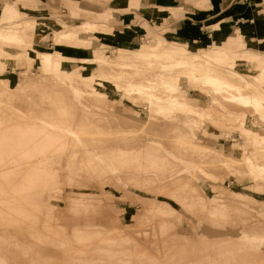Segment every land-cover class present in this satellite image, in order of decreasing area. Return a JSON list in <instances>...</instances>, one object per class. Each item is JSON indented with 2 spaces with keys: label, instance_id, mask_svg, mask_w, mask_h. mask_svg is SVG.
Returning <instances> with one entry per match:
<instances>
[{
  "label": "rangeland",
  "instance_id": "obj_1",
  "mask_svg": "<svg viewBox=\"0 0 264 264\" xmlns=\"http://www.w3.org/2000/svg\"><path fill=\"white\" fill-rule=\"evenodd\" d=\"M68 1L0 0V25L6 21H21V24L15 25V27L18 29L22 27L24 35L26 33L27 38L32 45L34 44L35 48L40 51H54L57 45L56 31L84 29L81 26H76L88 18L84 11L73 12L72 14ZM79 1L82 9L101 13L106 11L108 2L111 0ZM154 1L162 4L172 3L176 0ZM196 1L177 0L173 11L162 10L158 14V7L156 8L152 3L144 5L143 0H137L131 5L133 8L114 12L113 17L108 21L109 25L114 26L123 21V16L128 13L133 17V27L145 34L143 43L131 48H142L146 55L140 58L133 57V64L121 63L117 58V53L121 48H130L127 44H121L118 48L101 45L106 41L104 36L111 37L114 33L113 30L111 36L94 31L83 34L85 40L83 38L65 40L62 43V52L76 56L64 58V68L67 70L74 69L84 76L98 77L99 66L105 61L116 60L117 58L114 63H108L112 69H117H115L116 72L113 75H103L100 78L101 85H95L105 93L106 99L105 97L101 98L94 87L88 89V86H83V84H80L84 88L81 96L76 95L75 89H68L58 95H48V93L42 95V89L51 91L54 89L50 85H43L44 83L40 84L41 87L45 86L43 88L37 86L21 95H13L6 91L3 82H0V134L7 132L6 135H8L11 132L20 131L22 133L26 130L22 134L24 136L27 134L33 140V143L23 144V146L19 143L22 148H28L24 150L19 149L21 146L18 143L12 144L14 145L12 147L8 144L5 136H0V190L2 188H5L2 189L3 191L6 190L5 193L0 191V206L5 209L11 203V207L8 208L9 213L0 208V264H181L182 262H184L183 264H264V262L260 263L262 261L261 254L264 250V238L262 234L257 236L259 234L255 233L257 232L256 227L260 230L264 229V221L255 227L251 226L253 232L246 233L248 237L243 240L241 246L234 242L222 245V242L207 241L200 236V233H206L205 228L213 237L237 236L245 227L259 220H264V187L260 186L261 189L256 188V191L255 184H251L252 174L248 166L251 163L247 162L246 167L243 168L242 166L240 169L229 167V171H227L221 162L222 153L212 149L232 151L235 143L245 141V146L242 149H245L246 152L243 154L242 160L248 161L247 158L251 156L254 167H256L260 162H264V147L256 148L257 151L252 152V139L249 140L247 133L242 128L241 130L226 131L207 122L200 123L187 119L185 121L184 115V117L179 118L178 115H175L176 113H155L152 110L154 105L151 106L152 104L145 95L128 94L126 91L118 89L119 85L124 88L129 82H141L140 79L142 78V81H145L148 77L157 84L156 81L159 77L156 73L161 70L159 65L169 61V59L166 60L168 57L163 54H152L150 52L151 43L145 46V41L151 39H148V29L145 23L147 22L152 29H157V25H161L158 31L166 35L169 28L161 19L171 17L169 19L171 21L192 15L194 6L198 4ZM5 4L11 6L10 9L15 12L16 16L5 19L1 10ZM4 13L5 15L8 14L7 11ZM144 13L157 15L159 21L149 23L145 19ZM261 17L264 19V15ZM63 22L67 24L65 28ZM84 26L86 28L88 25ZM95 28L93 27V29ZM37 35L39 38L33 41ZM53 36L54 41H56L54 47ZM88 38L91 40L90 49L108 52L110 57L103 59L94 51L88 52ZM258 40H261L264 46V35ZM258 40L250 41V46L254 47L253 51L248 49L241 56L232 50L212 49L214 50V57H212V61H207L205 64L235 83L239 82L237 79L244 80L245 83L242 85L247 92L254 88L264 96V81H257V83L253 77L259 73L258 64H264V48L257 46ZM214 44L216 43L203 46H190L188 44V46L192 51H199ZM26 50L24 46L18 44L0 42V78H8L12 82V87L25 83L24 77L26 75L34 77L43 72L51 76L49 71L44 70L39 60L36 59L29 65L26 60L16 55L17 52L25 53ZM230 52H233V55H229ZM85 56L88 57V61L84 62L81 57ZM176 56L182 60L188 56V53L180 48ZM195 56L201 60L203 58L202 54ZM165 57L167 58L165 59ZM142 60L144 64L139 65L140 62L143 63ZM136 66L137 68H135ZM218 66L219 68L220 66L227 67L229 71H220ZM156 68L158 70H155ZM233 72H236V80L232 78ZM247 79H249L250 84L246 82ZM108 81L110 83H107ZM193 82L201 85L202 88L201 94L197 91L191 93L193 94L190 95L193 98L191 102L198 104L197 106L208 105L213 97L207 96L203 91L204 84L201 83L202 81L193 77L187 81L184 80L183 86L176 85L180 88L175 92L176 96L186 99V91L189 84ZM75 84L79 83L76 82ZM70 86L72 87V84ZM163 93L166 92L163 91ZM168 94L171 95L172 93ZM215 98L219 102V110L234 115H240L245 111L249 116L251 115L250 121L257 124L260 131L264 132V118L260 113L255 111L256 114H254L251 107L244 108L236 103L226 102L221 95H215ZM213 102L215 101L213 100ZM84 110L88 111L90 115H86ZM164 115L166 116L164 117ZM167 115L170 119L166 118ZM87 116L89 121L86 119ZM80 117L83 118V123L86 125L83 128L76 125L79 119L82 123ZM126 120L133 123L130 124L131 122ZM51 122L60 127L55 130L50 139L47 138L46 141L41 142L40 139L44 137L42 132L45 127L49 130L48 124ZM103 122L105 124H101ZM145 122H149V124L141 125ZM105 125L108 126L109 130L104 129ZM103 126L105 127L103 128ZM61 127L77 129L79 136L66 135L62 132ZM195 131L198 133L196 134ZM189 136L194 137V141ZM11 137L17 138L18 136L11 135ZM189 140H192L190 145ZM7 144L10 146L8 147ZM195 144L201 145L205 150L196 145L197 149ZM16 145L20 147L18 148ZM153 153H156V157ZM217 158L220 160L218 163ZM255 163L258 164L255 166ZM211 175L223 177L213 182V179L210 180ZM181 176H186L188 179L184 177V180L187 181L184 182L182 178H179ZM28 177H31V180L26 183ZM237 179L241 181L239 187L246 193L244 195L246 198L242 196L235 199L231 195L237 184ZM133 180L134 182H132ZM145 181L147 182L145 183ZM213 183L223 187L215 188L212 186ZM183 184L186 187H183ZM195 184L200 188L203 187L205 194L207 193V204L213 205L220 201L233 203L232 208H230L232 211H229L230 221L226 222V216L220 218V215H214L215 218L208 215L206 210L205 212L203 210L204 214L202 215V209L198 204L194 206V203H190L198 195L197 191L192 193V189H194L192 187H195ZM194 193L196 194L194 195ZM10 194L14 199L10 198L9 201ZM247 196L249 198L250 196L254 197L256 202H253V199L248 200ZM1 197L4 201L1 200ZM192 198L194 199L192 200ZM13 200L16 202L14 206L17 207V211L13 207ZM44 201L46 205L43 204ZM41 202L46 206L48 212ZM165 202L173 206L179 213L176 215L162 214L160 212L161 203L165 205ZM38 205H42V209ZM237 207L242 210L240 211ZM10 208L12 211L15 210L16 216H14L15 213H13L14 215L10 214L12 213ZM17 212L22 214L18 215ZM3 213L4 215H2ZM17 215L20 217L16 218ZM5 218H8V221ZM17 219H19L18 222ZM139 220L141 222L136 224ZM121 222L127 223V227L120 228ZM162 222L167 225L162 224ZM83 223L88 227L86 225L85 227ZM13 224L16 226L14 227ZM113 225L117 227L113 228ZM159 227L163 228L162 231ZM164 228L168 229L163 232ZM43 229L49 230L45 233L48 235L38 236L37 234H42L45 231ZM29 230L30 232L34 230L35 234L34 231L30 233ZM160 232L161 234H159ZM173 233L176 234V238L173 236L174 239L171 237L172 240L170 235ZM78 234L83 237L79 238ZM177 234L179 235L177 236ZM35 235L38 236L36 240ZM163 235L165 236L163 237ZM179 236L183 241L178 238ZM253 236L257 237L252 238ZM47 237L50 240L54 238V240L51 242ZM169 238L172 240L171 242L167 240ZM74 239L78 240L75 241ZM181 241L186 245L181 244ZM173 244L178 245L174 246ZM70 245H74V247ZM68 246L71 249L77 247L73 251L74 255L79 247L78 252L85 253L79 256L80 253L76 252L79 257L75 256L80 259H75ZM72 256H74L75 261L77 260L76 262H73Z\"/></svg>",
  "mask_w": 264,
  "mask_h": 264
},
{
  "label": "bare ground",
  "instance_id": "obj_2",
  "mask_svg": "<svg viewBox=\"0 0 264 264\" xmlns=\"http://www.w3.org/2000/svg\"><path fill=\"white\" fill-rule=\"evenodd\" d=\"M31 5V4H30ZM24 8V7H23ZM7 12H8V14H10V15H12V16H16V14H15V12L12 10V9H7L6 10ZM5 11V12H6ZM13 18V17H12ZM21 24V21H6V22H3L1 25H0V42H6V44H18V45H20V46H24V48H26L27 50H26V52L25 53H23V52H17L16 53V55L19 57V58H22V59H24V60H26V62H28V64L29 65H31L34 61H36V59L37 60H39V62H40V64L43 66V68H44V70H46V71H49L48 73H51V76H50V74L48 75L47 73H43V72H41L40 74H38L37 76H30V75H26L25 77H24V79H26V82L25 83H23V84H21L20 86H18V84H17V86H15V87H12V85H11V81L8 79V78H0V82H3V84H4V86H5V90L6 91H9V92H11L13 95H21L22 93H24L25 91H29V89H32L33 87L34 88H36L37 86L39 87H41V85L40 84H42V83H44L43 85H50L51 87H53L54 89L51 91V90H44V89H42L41 90V92H42V95H47V93H48V95H58L59 93H64L65 91H67L68 89H75L74 90V92L76 93V95H78V96H81L83 93V90H84V88L81 86L82 84H83V86H88V89H90V88H92V87H94L96 90H97V92H98V94L101 96V98L102 97H105V93H103L100 89H98L95 85L96 84H98V85H101V77L103 76V75H106V74H111V75H113L116 71H115V69L113 68L112 69V66L110 65V64H108V63H114L116 60H117V58H118V61L119 62H121V63H125V64H133V61H132V58L133 57H138V58H140V57H144V55H146V53H145V51H143L142 50V48L141 49H132L131 47V49L130 48H121L120 49V51L117 53V58H116V60L114 59V60H110V61H105L103 64H101V66H99L100 67V70H99V67H98V70H99V74H98V77L96 76H93V75H89V76H84L82 73H79V72H77L76 70H74V69H69V70H67L66 68H64V66H63V59L64 58H71V57H69L66 53H64V52H62L61 51V45H62V43L65 41V40H75V39H81V38H83L84 40L86 39L85 37H83L82 35L83 34H86V33H91L92 32V29H93V27L89 24H87L88 26H86V28H84V29H80V30H75V29H72V30H69V31H65V32H61V31H56L55 33H56V38H57V45H56V47H55V49H54V51H40V50H38L37 48H35L32 44H31V42L29 41V39L27 38V36H26V33H25V35H24V33H23V30H22V27L21 28H17V27H15V25H20ZM63 24H64V28L67 26V24H65V22H63ZM62 24V25H63ZM68 28V27H67ZM79 43V42H78ZM180 48H176V49H171V50H168V51H166L165 50V53L163 52V55H165V56H167V57H165V59L166 60H168L169 59V61H167V62H164L163 60V62L164 63H161V65H159L160 67H161V70H160V72L158 73V71H157V76L159 77L158 78V80L156 81L157 82V84L156 83H154L153 81L154 80H152V79H148V78H150V77H148L147 79H145V81H142V79H140L141 80V82H129V84L127 85V86H125L124 88H121L122 86L121 85H119L118 86V89H120V91L122 90H124V91H126L128 94H133V95H145L148 99H149V101H150V103L152 104H150L151 106H153L154 105V107L152 108V110L155 112L159 107H163V108H166V109H168V110H170V111H172V112H175V113H177V115H178V117L179 118H181V117H186V118H184V120L185 119H187V120H189V121H191V120H193L194 122H200V123H202V122H204L205 121V118H206V116L209 114L208 113V109H199L198 107H197V104L196 103H192L191 102V99L190 98H180L179 96H176V94H175V92H177L180 88H178V87H176V85H182V83L184 82V80L185 81H187L189 78H195L196 80L198 79H200V81H202L201 83L202 84H204L203 86H204V89H203V91L205 92V94L207 95V96H211V97H213L212 99L216 102V103H219L218 101H217V98H215V95H221L222 97H223V99H224V101H226V102H233V103H236L238 106H243L244 108H247V107H251L252 108V112L254 111V114H256L255 113V111L257 112V113H260V115H262V117L264 118V96L259 92V91H257V90H255L254 88L252 89V91H249V92H247L245 89H244V87H243V85H242V83H245L244 82V80H241V79H237L239 82H233L231 79H229V78H227V76H225V75H221V74H219L217 71H215L214 69H212V68H210L209 66H207L206 64H205V62L207 63V61H212L211 59H212V57H214V53H213V51L214 50H208V51H206V52H204V53H202V55H203V58H202V60L201 59H199V58H197L195 55H197V54H194V55H191V54H188V56L186 57V58H184V59H182V60H180L179 58H177V56L176 55H178V50H179ZM253 51V50H252ZM257 51V50H256ZM235 54H237L236 52H235ZM156 55H157V53H156ZM160 55H162V54H160ZM154 57V56H153ZM156 57V56H155ZM158 57V56H157ZM148 58V57H147ZM151 59V58H150ZM154 59V58H153ZM81 60H83L84 62L85 61H88V58H81ZM143 61V60H142ZM144 61H145V58H144ZM144 61H143V63H141L140 61V63H139V65L140 64H144ZM154 61H155V59H154ZM162 61H160V62H162ZM231 62V61H230ZM120 63V64H121ZM152 63H153V61H152ZM183 63V64H182ZM151 64V63H150ZM149 64V65H150ZM137 65V64H136ZM157 65V66H158ZM212 65V64H211ZM214 65V64H213ZM233 66V65H232ZM258 68H259V73L258 74H255L253 77H254V80L257 82V81H264V64L263 63H259L258 64ZM134 67V66H133ZM142 67H143V65H142ZM153 67V66H152ZM217 67V66H216ZM135 68H137V66L135 67ZM139 68V67H138ZM153 68H155V67H153ZM218 68H219V66H218ZM228 69V68H227ZM230 69V68H229ZM98 70H96V71H98ZM117 70V69H116ZM154 70V69H153ZM155 70H158L157 68L155 69ZM154 70V71H155ZM231 70V69H230ZM42 71V70H41ZM156 72V71H155ZM95 73H97V72H95ZM230 73H231V71H230ZM137 74V73H136ZM24 75H25V73H24ZM112 78V77H111ZM184 78V79H183ZM232 78H234L235 80H236V72H233V76H232ZM244 78V77H243ZM100 79V80H99ZM109 79H110V77H109ZM182 79H183V82H182ZM245 79V78H244ZM253 79V78H252ZM147 80V81H146ZM249 79H247V81L246 82H248V84H250V82L248 81ZM23 81V80H22ZM76 82H78L79 84H75ZM103 82V81H102ZM105 82V81H104ZM112 83H113V80L111 81ZM189 82V81H188ZM195 82H197V81H195ZM19 83V82H18ZM107 83H110V81H108ZM194 83V82H193ZM258 83V82H257ZM70 84H72V87L70 86ZM81 84V85H80ZM105 85V84H104ZM45 86H42L41 88H43V87H45ZM103 86V85H102ZM183 86V85H182ZM107 87V86H106ZM183 89V88H182ZM115 90V89H114ZM264 90V89H263ZM163 91H165L166 93H163ZM172 93L171 95L170 94H168V93ZM107 95H109V94H107ZM213 95V96H212ZM187 96V95H186ZM98 98V97H97ZM108 98V97H107ZM105 99H106V97H105ZM109 99V98H108ZM147 100V99H146ZM212 100V101H213ZM114 105V104H113ZM233 109V108H232ZM152 110H151V112H152ZM87 114L86 115H90L89 113H88V111H86V110H84ZM213 111V110H212ZM211 111V112H212ZM83 112V111H82ZM85 112H84V114H85ZM153 112V113H154ZM117 114H118V112H116ZM150 113V112H149ZM213 113V112H212ZM83 114V115H84ZM253 114V113H252ZM81 115H82V113H81ZM119 115V114H118ZM152 115V114H151ZM156 115V114H155ZM176 115V116H177ZM184 115V116H183ZM85 116V115H84ZM83 116V117H84ZM154 116V115H153ZM166 115H164V117H165ZM231 116L236 120V121H238L239 122V124H240V128H242L246 133H247V136H248V138H249V140H250V138L252 139V141H251V145H252V152L254 151H257L256 150V148H260V147H264V132H261L260 131V129H259V127L257 126V124H254V123H252L251 121H250V116H249V114H247L246 112H242L240 115H234V114H231ZM159 117V116H158ZM81 118V117H80ZM95 118V117H94ZM153 118V117H152ZM166 118H168V115H167V117ZM165 118V120H167ZM83 118H81V120H82ZM87 120H88V116H87V118H86ZM99 119V118H98ZM168 119H170V118H168ZM96 120V119H95ZM149 120V119H148ZM182 120H183V118H182ZM208 120V119H207ZM83 121L84 120H82V123L80 122V119H79V121L78 122H76V125L77 126H79V128H83V127H85L86 125H85V123H83ZM89 121V120H88ZM99 121V120H98ZM98 121H96V122H98ZM126 121H129V120H126ZM168 121H170V120H168ZM186 121V120H185ZM129 122H131V121H129ZM151 122V121H150ZM166 122V121H165ZM164 122V123H165ZM99 123H100V121H99ZM133 122H131L130 124H132ZM160 123V122H159ZM88 124V123H87ZM101 124H105L104 122L103 123H101ZM127 124V123H126ZM125 124V125H126ZM149 124V122H145L144 124H141V125H148ZM174 124H176V123H174ZM204 124V123H203ZM49 125V130H47V128L45 127V129L43 130V132H42V134L44 135V137L43 138H41L40 139V141L41 142H44V141H46L47 140V138L48 139H50V137L53 135V133L55 132V130L56 129H58L60 126H57V124L56 123H49L48 124ZM98 125H100V124H98ZM139 125V124H138ZM106 126V125H105ZM105 126H103V128L105 127ZM177 126V125H176ZM108 126H106L104 129H106ZM173 127V126H172ZM108 130H109V128H107ZM163 129V128H162ZM178 129V128H177ZM61 130H62V132L64 133V134H68V135H71V136H73V137H78L79 136V133H78V131H77V129H73V128H71V127H61ZM175 130V129H174ZM26 131V130H25ZM25 131H23L22 133H25ZM177 131V130H176ZM134 132V131H133ZM181 132V131H180ZM196 132V131H195ZM6 133L7 132H3L2 134H0V136H5L6 137V139L8 140L7 142H8V144H10L12 147L14 146V145H12V144H15V143H18V145H20V144H22V146H23V144H28V143H33L32 141L33 140H31L29 137H28V135L26 134V136H24L22 133H21V131L20 132H11L10 134H8V135H6ZM27 133H28V131H27ZM123 133V132H122ZM178 133V132H177ZM198 132H196V134H197ZM22 134V136H20ZM11 135L12 136H18L17 138H15V137H11ZM177 135H179V134H177ZM190 136H191V134H190ZM189 136V137H190ZM185 138V137H184ZM2 139H3V137H2ZM180 139V138H179ZM183 139V138H182ZM190 139H192L193 141H194V137H190ZM4 140V139H3ZM191 140V141H192ZM49 142H50V140H48ZM176 141V140H175ZM190 140H189V145H190V142H191ZM196 141V140H195ZM6 142V143H7ZM249 142V141H248ZM5 143V144H6ZM20 143V144H19ZM192 143V142H191ZM7 144V145H8ZM10 145H8V147L10 146ZM185 145V144H184ZM197 144H195V146H196ZM21 146V145H20ZM20 146H17L16 145V147H20ZM22 146L19 148V149H24V147L22 148ZM25 146V145H24ZM150 146H152V145H150ZM193 146V145H192ZM195 146H193V147H195ZM197 146H199V145H197ZM197 146H196V148H197ZM204 146V145H203ZM155 147V146H154ZM182 147V146H181ZM185 147V146H184ZM192 147V148H193ZM204 147H206V146H204ZM208 147H210V146H208ZM207 147V148H208ZM123 148H125V147H123ZM153 148V147H152ZM157 148V147H156ZM199 148H202V149H204L205 150V148H203V147H201V145L199 146ZM236 148V147H235ZM28 148H25L24 150H27ZM140 149V148H139ZM145 149V148H144ZM151 149V148H150ZM198 149V148H197ZM213 149V151L214 150H216L215 148H212ZM148 150V149H147ZM157 150V149H156ZM192 150V149H191ZM220 150V149H219ZM251 150V149H250ZM145 151H146V149H145ZM148 151H150V150H148ZM158 151V150H157ZM197 151V150H196ZM209 151V150H208ZM221 151V150H220ZM234 151V150H233ZM159 152V151H158ZM206 152V151H205ZM144 153V152H143ZM148 153H150V152H148ZM152 153V152H151ZM150 153V154H151ZM160 153V152H159ZM187 153V152H186ZM200 153V152H199ZM202 153V152H201ZM204 153V152H203ZM221 153H222V160H221V162L223 163V165H224V168L227 170V171H229L228 170V168L229 167H235V168H237V169H240V168H242V166H243V168H245L246 167V163L248 162V163H251V165H248L249 167H250V173L252 174V182H251V184H255L254 185V187H255V190H256V188H260V186H263L264 187V162L262 163V162H260V164H258V163H255V166H256V164H258L256 167H254V162H252V158H251V156L250 157H248L247 159H248V161L246 160H241V159H239L238 158V155H235L234 154V152H229V153H227V152H225V151H221ZM116 154V153H115ZM153 155L155 156L156 155V153L154 154L153 153ZM165 155V154H164ZM30 156H33V155H30ZM30 156H28V157H30ZM158 156V155H157ZM209 156H210V154H209ZM213 156V155H212ZM88 157V156H87ZM142 157V156H141ZM140 157V159H143V158H141ZM147 157H149V156H147ZM156 157V156H155ZM178 157V156H177ZM85 158V157H84ZM165 158V157H164ZM163 158V159H164ZM89 159V158H88ZM136 159V158H135ZM139 159V158H138ZM148 159V158H147ZM167 159V158H166ZM90 160V159H89ZM145 160H146V158H145ZM149 160V159H148ZM162 160V159H161ZM10 161V160H9ZM91 161H92V159H91ZM91 161H89V163H91ZM141 161V160H140ZM149 161H151V160H149ZM154 161V160H153ZM168 161V160H167ZM220 160L217 158V163L219 162ZM250 161V162H249ZM93 163V162H92ZM169 163V162H168ZM168 163H166V164H168ZM97 164V163H96ZM166 164H164V165H166ZM169 164H171V163H169ZM8 165H10V164H8ZM161 165V164H160ZM159 165V166H160ZM173 165V164H172ZM177 165V164H176ZM171 166V165H170ZM221 166V165H220ZM3 167V166H2ZM137 167V166H136ZM144 167V166H143ZM162 167V166H161ZM165 167V166H164ZM175 167V166H174ZM187 167V166H186ZM3 168H5V167H3ZM90 168V167H89ZM92 168V167H91ZM138 168V167H137ZM156 169V168H155ZM180 169V168H179ZM234 169V168H233ZM232 169V171H235V170H233ZM4 170V169H3ZM108 170V169H107ZM168 170H169V166H168ZM172 170V169H171ZM224 170V169H223ZM85 171H86V169H85ZM196 171V170H195ZM161 172V171H160ZM172 172V171H171ZM173 172H174V169H173ZM166 173V172H165ZM176 173V172H175ZM94 174V173H93ZM169 174H171V173H169ZM164 175V174H163ZM168 175V174H167ZM89 176V175H88ZM87 177V176H86ZM184 177H186V176H181V177H179V178H182L183 180H184ZM131 178V177H130ZM141 178V177H140ZM87 179V178H86ZM123 179V178H122ZM178 179V178H177ZM186 179H188L187 177H186ZM191 179V178H190ZM7 180V179H6ZM29 180H31V177H28V179L26 180V183L29 181ZM85 180V179H84ZM145 180V179H144ZM1 181V180H0ZM10 181V180H9ZM13 181V180H12ZM96 181V180H95ZM104 181V180H103ZM128 181V180H127ZM140 181V180H139ZM139 181H137V183H140ZM180 181V180H179ZM185 181H187V180H184V182ZM191 181V180H190ZM250 181V180H249ZM3 182V181H2ZM132 182H134V180L132 181ZM131 182V183H132ZM136 182V181H135ZM147 181H145V183H146ZM177 182H178V180H177ZM180 182H182V181H180ZM184 182H182V183H184ZM241 181L239 180V179H237V184H236V186L234 187L235 189L232 191V196L233 197H235V199H238L239 197H244V195L246 194L245 192H242L241 190H239V183H240ZM14 183H15V181H14ZM13 182H12V184H14ZM104 183V182H103ZM142 184H143V182H141ZM171 183V182H170ZM182 183H179V184H182ZM1 184V183H0ZM10 184V183H9ZM175 184V183H174ZM4 185H6L5 183H4ZM18 185V184H17ZM148 185V184H147ZM151 185V184H150ZM172 185V184H171ZM176 185V184H175ZM184 185V184H183ZM1 186V185H0ZM6 186H8V185H6ZM15 186V185H14ZM145 186V185H144ZM159 186V185H158ZM166 186V185H165ZM170 186V185H169ZM178 186V185H177ZM212 186L213 187H215V188H221V187H223L222 185H217V184H212ZM250 186H252V185H250ZM12 187V186H11ZM154 187V186H153ZM173 187V186H172ZM183 187H186L185 185L183 186ZM246 187H248V186H246ZM7 188V187H6ZM17 188V187H16ZM19 188V187H18ZM182 188V187H181ZM192 188H194V189H192ZM192 188H190V189H192V193L194 192V191H197L198 192V195L197 196H195L196 198L194 199V198H192V200L194 199V201L193 202H190V203H194V206L195 205H197L198 204V206L202 209V211H201V209H200V211L201 212H203V210H204V212H205V210L207 211V213H208V215H211V216H213V217H215L214 215H216V216H218V215H220L221 217L220 218H223L224 216H226L225 218H227V221L226 222H228V221H230L231 220V215H230V213H229V211L231 210L230 208H232V205H233V203L231 204V202H227V201H220V202H218V203H216V204H213V205H209V204H207L208 202H207V193L205 194V192H204V190L202 189V188H200V187H198V186H196V184H195V187H192ZM3 189V188H2ZM1 189V190H2ZM5 189V188H4ZM3 189V190H4ZM189 189V188H188ZM187 189V190H188ZM261 189V188H260ZM259 189V190H260ZM0 190V191H1ZM2 190V192H4L5 193V191H3ZM10 191H11V189H9ZM144 190V189H143ZM159 190V189H158ZM177 190V189H176ZM186 190V189H185ZM264 190V189H263ZM15 191V190H14ZM174 191V190H173ZM183 191V190H182ZM189 191V190H188ZM257 191V190H256ZM8 192V191H7ZM22 192V191H21ZM172 192V191H171ZM175 192V191H174ZM191 192V191H190ZM261 192V191H260ZM1 193V192H0ZM23 193V192H22ZM187 193H189V192H187ZM222 193V192H221ZM227 193V192H226ZM7 194V193H6ZM5 194V195H6ZM8 194H9V192H8ZM17 194H19V193H17ZM190 194V193H189ZM196 193H194V195H195ZM248 194V193H247ZM4 195V196H5ZM11 195V197L9 196V195H7V196H9L8 198H9V201H10V198L11 199H14L13 197H12V194H10ZM191 195V194H190ZM0 196H1V194H0ZM6 196V197H7ZM16 196V195H15ZM19 196H20V194H19ZM18 196V197H19ZM231 196V197H232ZM198 197V198H197ZM248 197V196H247ZM7 198V199H8ZM16 198V197H15ZM190 198V197H189ZM244 198H246V197H244ZM249 198V197H248ZM247 198V199H248ZM4 199V198H3ZM19 199H20V197H19ZM188 199V198H187ZM252 200L253 199V202H256L255 200H254V197H251L250 196V198L248 199V200ZM1 200H2V197H1ZM15 200H18V199H15ZM240 200V199H239ZM257 200V199H256ZM259 200V199H258ZM2 201H4V200H2ZM7 201V200H6ZM42 201V200H41ZM187 201V200H186ZM240 201H242V200H240ZM260 201H262V200H260ZM248 202V201H247ZM258 202V201H257ZM12 203H13V207H15L14 205H16V204H14V203H16V202H14V200L12 201ZM43 202H41V204H42ZM46 202L44 201V203L43 204H45ZM78 203V202H77ZM160 203V202H159ZM166 203V202H165ZM8 204V203H7ZM42 204V205H43ZM79 204V203H78ZM1 205H2V203H1ZM10 206L9 207H11V203L9 204ZM42 205H38L41 209H42ZM46 205V204H45ZM45 205H43V206H45ZM48 205V204H47ZM161 210H160V212L162 213V214H170V215H176L177 213H179L173 206H171L169 203H166L165 205L164 204H162L161 203ZM80 206V205H79ZM2 206H0V208H1ZM4 207H6L5 205H4ZM8 207V208H9ZM49 207V206H48ZM239 207V206H238ZM237 207V208H238ZM7 208V207H6ZM6 208L4 209V208H1L2 209V211L4 210V211H6V212H10V211H8V208H7V210H6ZM17 207H15V210L17 211V209H16ZM45 208H46V206H45ZM243 208V207H242ZM13 209V208H12ZM238 209H240V211L242 210L241 208H238ZM244 209H246V208H244ZM9 210H11V208L9 209ZM15 210H11V212L12 213H10V214H12V215H14L13 213H15L14 211ZM43 210H44V207H43ZM45 210H47V208L45 209ZM235 210V209H234ZM1 211V210H0ZM232 211V210H231ZM236 211V210H235ZM47 212H48V210H47ZM200 212V213H201ZM204 212L202 213V215L204 214ZM245 212V211H244ZM246 212L248 213V210H246ZM1 213V212H0ZM18 213V212H17ZM154 213V212H153ZM236 213V212H235ZM239 214H240V212H238ZM242 213V212H241ZM249 213H252V212H249ZM9 214V215H10ZM21 215L22 213H18V215ZM206 214V213H205ZM253 214H254V212H253ZM2 215H4V213L2 214ZM8 215V214H7ZM17 215V216H18ZM157 215V214H156ZM14 216H16V213H15V215ZM58 216H59V214H58ZM160 216V215H159ZM177 216H179V215H177ZM3 217V216H2ZM1 217V218H2ZM20 216H18V217H16V218H19ZM154 217V216H153ZM162 217V216H161ZM10 218H12V217H10ZM216 218V217H215ZM218 219H219V217H217ZM6 219V218H5ZM4 219V220H5ZM8 219V218H7ZM6 219V220H7ZM13 219V218H12ZM14 219H15V217H14ZM157 219V218H156ZM2 220V219H1ZM3 220V221H4ZM18 220L19 219H17V222H18ZM150 220V219H149ZM245 220H247V221H249L248 219H245ZM8 221V220H7ZM11 221V220H10ZM15 221V220H14ZM144 221H146L145 219H144ZM162 221V220H161ZM234 221V220H233ZM236 221V220H235ZM247 221H245L246 223H247ZM264 220H259V221H257V222H254V223H252L250 226H247V227H245L243 230H242V232H241V234L239 235V236H232V235H228V236H225V237H213V236H211L209 233H200V236L202 237V238H204V239H206L207 241H215L216 243H217V241H219V243L220 242H222V245L223 244H228V243H238L239 245L243 242V240L245 239L246 240V238L248 237L247 236V234L246 233H252L253 232V230H252V227H255L256 225H259L260 223H262ZM16 222V221H15ZM16 222V223H17ZM20 222V221H19ZM141 222V220H139L136 224H138V223H140ZM239 222V221H238ZM249 222H251V221H249ZM248 222V223H249ZM12 223H13V221H12ZM180 223V222H179ZM1 224V223H0ZM4 224H6V223H4ZM15 224V223H14ZM14 224H13V226H14ZM19 224V223H18ZM84 224V223H83ZM135 224V225H136ZM142 224V223H141ZM158 224V223H157ZM162 224H165L164 222H162ZM237 224V223H236ZM62 225H63V223H62ZM86 224H84V226H85ZM160 225H161V223H160ZM165 225H167V224H165ZM165 225H162V226H164L165 227ZM5 226V225H4ZM6 226H7V224H6ZM16 226V225H15ZM14 226V227H15ZM87 226V225H86ZM85 226V227H86ZM136 226H138V225H136ZM168 226H169V224H168ZM167 226V227H168ZM252 226V227H251ZM8 227H10V226H8ZM7 227V228H8ZM88 227V226H87ZM142 227V226H141ZM120 228H122V229H124V227H122V226H120ZM145 228V227H144ZM147 228V227H146ZM160 229H161V227H159ZM169 228H170V226H169ZM257 228V232H255V233H257V234H259V235H257V236H260V234H262V237L264 238V229H262V230H260L258 227H256ZM13 229V228H12ZM28 229V228H27ZM134 229V228H133ZM138 229H139V227H138ZM148 229V228H147ZM163 229V228H162ZM162 229L160 230V231H162ZM168 229V228H167ZM167 229H165L164 228V230H163V232H165V230H167ZM18 230H20V229H18ZM26 230V229H25ZM30 230H32L31 228H30ZM30 230H29V232H30ZM43 230H45V231H43V233L41 234H37L38 236H40V235H48V234H45L46 233V231L48 230V229H43ZM135 230H137V229H135ZM26 231H28V230H26ZM34 231V230H33ZM33 231H31L32 233H33ZM49 231V230H48ZM95 231V230H94ZM126 231V230H125ZM155 231V230H154ZM17 232V231H16ZM30 232V233H31ZM41 232H42V230H41ZM169 232V231H168ZM30 233H28V234H30ZM82 233V232H81ZM34 234H35V231H34ZM159 234H161V232L159 233ZM33 235V234H32ZM80 237L79 238H82L83 236H81V234H78ZM78 235H77V238H78ZM98 235V234H97ZM172 235V236H171ZM170 235V238L172 237L173 239H174V237L176 238V234H171ZM179 234H177V236H178ZM37 236V237H38ZM165 235H163V237H164ZM174 236V237H173ZM257 236H253L252 238H254V237H257ZM31 237V236H30ZM33 237V236H32ZM31 237V238H32ZM36 235H35V240H36ZM44 237H46V236H44ZM43 237V238H44ZM49 237V236H48ZM47 237V238H48ZM53 237H55V236H53ZM57 238H58V236H57ZM65 238V237H64ZM167 238V237H166ZM170 238L169 239H167L168 241H172V240H170ZM180 240H182L181 238H180V236L178 237ZM49 239V241H51L52 242V240H54V238L53 239H51L50 240V238H48ZM47 239V240H48ZM62 240V239H61ZM75 240V239H74ZM78 240V239H77ZM77 240H75V241H77ZM178 240V239H177ZM177 240H175V242H178ZM179 240V241H180ZM38 241H43V240H38ZM183 241V240H182ZM181 241V242H182ZM213 241V242H214ZM54 242V241H53ZM115 242H116V240H115ZM169 242V243H170ZM174 242V241H173ZM180 242V243H181ZM185 242V241H184ZM62 243V242H61ZM75 244H77V243H75ZM74 244V245H75ZM170 244H172V243H170ZM181 244H183V245H186V244H184L183 242L181 243ZM181 244H179V246L181 245ZM74 245H70L71 247H74ZM174 245V244H173ZM175 245H178V244H175ZM174 245V246H175ZM70 246H68L69 248H70ZM182 246V245H181ZM241 246V245H240ZM64 247V246H63ZM75 248H77V247H75ZM71 249L70 248V250L72 251V254L74 255V253H73V251H75L76 249ZM85 248V247H84ZM78 250H80V247H79V249ZM78 250L76 251V252H78ZM81 250H83L82 248H81ZM68 251V250H67ZM85 251V250H84ZM65 252V251H64ZM69 252V251H68ZM76 252H75V255H77L76 254ZM86 252H88V250H86ZM80 253V254H79ZM82 253V254H81ZM85 253V252H84ZM83 252H78V254H79V256L80 255H83L84 254ZM66 254V253H65ZM74 255V256H75ZM74 256H72V258L74 257ZM78 256V255H77ZM78 256V257H79ZM261 258H262V261H260V263H262V262H264V250L262 251V254H261ZM78 257H74L75 259L77 258V259H80V258H78ZM82 257V256H81ZM260 257V256H259ZM71 258V257H70ZM73 258V259H74ZM72 259V260H73ZM75 259H74V261L73 262H76L75 261ZM72 260H71V262H72ZM69 261H70V259H69ZM258 261V260H257ZM70 262V263H71ZM259 262V261H258ZM180 263V262H179ZM184 262H182L181 264H183Z\"/></svg>",
  "mask_w": 264,
  "mask_h": 264
},
{
  "label": "crops",
  "instance_id": "obj_3",
  "mask_svg": "<svg viewBox=\"0 0 264 264\" xmlns=\"http://www.w3.org/2000/svg\"><path fill=\"white\" fill-rule=\"evenodd\" d=\"M136 1L137 0H111L108 2L106 11L101 13L82 9L79 5V0H69L68 3L72 14L73 12L78 13L79 11H84L88 15V18L82 21L81 24H77L76 27L81 26L85 28L84 25L90 24L92 27H96L95 29H92V32H103L108 36H111L113 30L114 33L111 37L104 36L106 41L101 43V45L118 48V46L121 44H127L128 47H135L140 43H143V40L145 39V34L137 31L133 27V17L128 13L123 16V21H120L118 24L114 26L108 24V21L113 17L114 12L133 8L131 5ZM176 1L172 3L159 4L154 0H143L144 5L152 3L156 8L158 7V14H160L162 10L173 11ZM196 3L198 4L194 6L192 15H187L177 20L172 19L171 21H169L171 17H163L161 19V21L163 20L165 26L169 28V31L166 32V35L158 31L161 25H157V29H152L147 22L145 23V26H147L146 28L148 29V39H151L145 41L144 44L145 46L150 43L152 44L150 48V52L152 54L157 53L160 55L163 54V52L165 53V50L168 51L171 49L182 48L186 50L188 54L201 55L202 53L211 49H225L235 51L239 56H241L246 52V50L254 49V47L250 46V41L252 42L253 40H258L260 37H262V35H264V19L261 17L264 15V0H197ZM10 7L11 6L9 4H5L1 9L5 19L12 18V15H5L4 13L7 9L9 10ZM143 15H145V19L149 23H155L159 21V17L157 15H152L149 13H144ZM97 37L100 38L99 36ZM37 38H39L38 35L33 38V41ZM89 40L90 39L88 38V52L94 51L103 59L110 57L108 52H102L99 51V49H90L91 40ZM212 43L216 44L199 51H192L188 46V44L190 46H203ZM55 44L56 41H54L53 36V47ZM256 44L258 47L264 48L263 42L261 40H258ZM67 55L71 58L76 57L71 54ZM229 55H233V52H230ZM84 58L88 57L85 56ZM219 70L229 71L227 67L224 66H220ZM189 88L191 89L190 92ZM201 88L202 86L199 84H189V87L186 91L187 98L193 100V98L190 96L193 95L191 93L197 91L199 94H201ZM218 104L219 103L210 101L208 105L197 106L199 109H208L209 114L206 116L204 122H207L214 127H218L221 130H241L239 122L231 116V113L219 110ZM159 112H164L167 114L175 113L163 107H159L155 111V113ZM175 115H177V113ZM234 146L236 147L233 148L234 151H224L227 153L234 152V154L238 155V158L242 160V157L244 156L243 154L246 152L245 149H242V147L245 146V141L243 143H235ZM216 150L219 152L222 151L219 149ZM210 177V180L213 179V182H215L220 180L223 176L211 175ZM239 190H241L240 187ZM120 226L127 227V223L121 222ZM116 227V225H113V228ZM205 232L209 233L207 228H205Z\"/></svg>",
  "mask_w": 264,
  "mask_h": 264
}]
</instances>
